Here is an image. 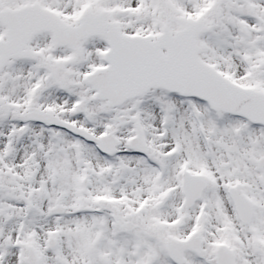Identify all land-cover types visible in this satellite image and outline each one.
Wrapping results in <instances>:
<instances>
[{
	"label": "snow or ice",
	"instance_id": "obj_1",
	"mask_svg": "<svg viewBox=\"0 0 264 264\" xmlns=\"http://www.w3.org/2000/svg\"><path fill=\"white\" fill-rule=\"evenodd\" d=\"M0 264H264V0H0Z\"/></svg>",
	"mask_w": 264,
	"mask_h": 264
}]
</instances>
